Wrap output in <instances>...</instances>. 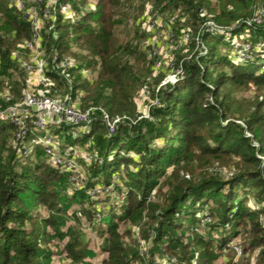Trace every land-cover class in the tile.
Returning <instances> with one entry per match:
<instances>
[{
    "label": "trees",
    "instance_id": "1",
    "mask_svg": "<svg viewBox=\"0 0 264 264\" xmlns=\"http://www.w3.org/2000/svg\"><path fill=\"white\" fill-rule=\"evenodd\" d=\"M245 1L254 5L251 0H237L241 9L247 8ZM19 2L0 0V91L13 96L11 101L0 97V109L33 89L79 101L81 110L101 106L112 116L135 114L134 94L152 77L153 61L142 48L148 29L138 24L140 16L131 14L133 6L142 10L152 2L180 14L186 21H178L177 26L190 28L196 35L208 8L220 24L236 20L230 4L217 0H50L36 4L34 8L43 5L46 12L40 16L39 58L45 86L40 81L32 83L38 73L27 68L33 60L27 44L35 32L30 16L24 13L33 6L24 10ZM64 5L69 13L63 11ZM246 12L243 16H254L255 11ZM256 32L257 55L263 59L264 29ZM208 37L202 35V39ZM214 50L184 61L185 80L162 90L153 120L133 127L120 124L113 135L102 118L94 120L87 135H74L79 126L54 130L72 153L91 143L86 149L88 158H78L86 186L75 192H70L71 172L42 159L40 146L26 153L16 141L15 127L0 122V264H53L56 257L65 255L70 260L66 264H157L156 258L166 256L167 251L176 258L172 264H186L187 258V264H209L214 251L225 254L229 241L241 239L243 227L250 231L244 241L251 250H261L260 264H264V99L245 120L251 136L236 118L229 117L220 99L230 82L264 86V71L237 66L229 56L218 58ZM55 55L68 57L73 65L58 70ZM220 63L230 73L220 71ZM34 136H39L36 130L25 142ZM230 156L238 157L244 169L228 179L217 174H203L197 180L180 177L184 171L195 177L198 169ZM116 181L125 185L120 188ZM112 185L121 195L103 198L105 206L99 207L101 200L90 189ZM251 196L255 205L250 203ZM199 213L203 218L212 215L214 224L195 228L202 221ZM212 226L228 228V232L218 238ZM51 242L57 244L55 249L49 247ZM150 242L151 253L145 256Z\"/></svg>",
    "mask_w": 264,
    "mask_h": 264
},
{
    "label": "rangeland",
    "instance_id": "2",
    "mask_svg": "<svg viewBox=\"0 0 264 264\" xmlns=\"http://www.w3.org/2000/svg\"><path fill=\"white\" fill-rule=\"evenodd\" d=\"M254 2V5L251 6L250 3H247L245 1L246 9H241L238 5L237 0L235 2H231L230 0H217L218 3H226L230 4L228 8L234 12L236 15L235 22L232 24H220L216 22V16L210 12L208 9L204 11L206 16H203L205 18V22L203 26L201 27V31L196 35V32L194 33L191 31L190 28L186 27H179L177 26V22H181L185 24L186 18H183L182 16H179L180 14L177 13H170L168 11H165L162 6H159L152 2H147L144 9H135L136 7L133 6L131 9V14L136 13V16H140L138 20V24L143 25L146 27L147 25L144 24V18L145 14L151 15L152 18H155L159 21L157 27L154 30H147L146 39L144 42V47L149 55V59L153 61V67L151 68L152 71V77L147 80L145 85L134 94V100L135 104L137 106V112L135 114H131L129 112H120L114 116L110 114V112L101 106H90L97 107V111L93 110L92 112L96 111L95 113L91 114V117L95 120L96 118H102L105 113H108L112 118H116L117 116L121 117L120 123L123 125H127L129 127H133L135 125H138L140 122L145 120H153L152 112L153 109L161 106V98L160 93L162 90L167 89L168 85H176L179 82V85L183 83L185 80L184 75V61L196 58V55L198 57L204 56L208 54L210 48H214L213 54H217L218 58L228 57L229 60L234 62L235 65H243L244 67H248L251 70H253L256 66L258 68L262 67L264 71V58L259 59L257 55V29L262 27L264 29V0H251ZM23 7L22 9H26L27 6H33L32 8H28L25 10L24 15L26 16H38L42 17L44 12L42 10V6L40 8H34V5L42 4L39 3L38 0H26L22 1ZM49 2V1H48ZM146 2V1H145ZM45 3V2H44ZM43 3V4H44ZM214 4L215 1H213ZM262 4L261 7L259 5ZM259 7V8H258ZM254 9V16H243L246 15L249 9ZM261 10V11H260ZM41 12V13H40ZM46 13V12H45ZM261 16V17H260ZM234 17V16H233ZM243 17V18H242ZM260 19L259 21L253 20V18ZM259 17V18H258ZM240 18V19H239ZM70 23V21H67ZM248 22H251L248 27H244L245 24H248ZM256 32V33H255ZM252 33V34H251ZM190 35L189 39L186 35ZM208 34L209 37L206 39H202V35ZM247 34L250 35V39L247 36ZM252 35V37H251ZM256 39V40H254ZM231 41H236L238 44L246 45L251 47V57L252 59H246L243 60L239 57V50L235 49ZM146 52V51H145ZM160 65L157 67V65ZM171 64L172 67H171ZM239 64V65H238ZM222 72L230 73L229 69L226 67V64L220 63V67L218 68ZM218 72V71H217ZM58 96H54V98L60 99L59 94ZM155 95V97H153ZM212 100V98H209ZM220 99L224 102V110L229 114L230 118H233L237 120L241 125H243L246 128V135L251 136V133L247 129L245 120L248 116V114L253 110L255 104L258 101H262L264 99V86H257L252 83L247 85H237L233 82L228 83L223 90L221 91ZM74 104H76L77 108H80L81 104L80 102L75 101ZM227 110H226V108ZM88 108V109H90ZM5 109V108H4ZM3 110V109H0ZM87 110V109H86ZM230 119V120H233ZM4 122V121H2ZM104 123V122H103ZM106 126V125H105ZM65 127V126H64ZM54 130L52 129V135L56 138L58 141L59 150H57V156L62 157L64 160H69L70 157L66 154L65 150H71L70 147H63V141L61 139V136H58L54 134ZM38 135L40 137H36V139L29 138L26 143L29 145V153H32L36 147L40 146L41 150L43 151V155L41 156L42 159L49 161L53 165H57L54 162V159L48 155L44 149V145L42 142L43 139V130L37 129L36 130ZM77 131V130H76ZM56 143V144H57ZM255 144L258 146V144L255 142ZM91 147V143H87L86 146L83 148H78V152L73 153V161H74V171L71 172L70 177V192H75L79 190L80 188H83L86 186L87 177L85 174L84 167L79 164L78 158H88V154L86 149ZM37 150V149H36ZM35 150V151H36ZM71 152H73L71 150ZM259 157H262L260 153H258ZM35 160L40 159L38 156H34ZM239 158L236 156H230L228 158H225L219 162H215L211 167L204 168V169H198L196 171L195 177L193 174L189 171H184L181 173L182 178H185L187 180H197L198 178H201L203 174H217V176H220L222 178L228 179L230 178L232 173L234 175L238 174L240 170L244 169L242 166V163H239ZM213 163V162H212ZM66 169V168H65ZM126 178V176L124 177ZM119 179V178H118ZM118 181V180H117ZM116 181V183H117ZM119 187H122L123 181H119L117 183ZM101 186H97L93 189H90V194L93 197L99 198L101 201L99 203L100 206H105V201L103 198H110V199H116L120 192H118L117 188L115 186H111L108 188V190L105 193H100L102 189H100ZM95 191V193H93ZM121 195V194H120ZM155 197V198H154ZM252 198V199H251ZM157 198L155 195H152V200L155 201ZM250 203L252 205H255L254 198L251 196ZM114 203V202H112ZM254 209H257V206L253 207ZM99 210V208H98ZM198 216L202 217L204 216L203 213H199ZM207 217H202V221L195 226V228H206L208 226H211L215 222V218L211 215V217L206 214ZM81 228V227H80ZM212 234H215L218 236V238H221L223 234L228 232V228L224 227H218V226H212ZM204 234L210 236V231H207V229H204ZM192 233V232H191ZM250 235L249 227H243L241 239H239L236 242L229 241L228 248L225 250L227 253H220V251H214V259L209 264H230V261H239V264H247L248 262H251V264H260L262 262V253L260 249L257 250H251L247 243L244 241L247 236ZM141 237V235H140ZM82 240H85V235L81 236ZM140 239V238H138ZM137 239V240H138ZM142 241V239H140ZM189 245H187L188 247ZM244 246L246 248V253H244ZM49 247L56 248L57 244L54 242L49 243ZM211 252L214 250L212 246L208 247ZM144 249V248H143ZM146 249H148V246H146ZM152 250V242H150V247L146 251L145 256L148 254L150 255ZM194 252H198L196 249H193ZM220 250L224 251L220 247ZM224 251V252H225ZM143 252V251H142ZM145 252V249H144ZM166 256H158L156 258L157 264H172L176 261L175 257L170 256V252H166ZM169 253V254H168ZM244 254H246L244 256ZM198 253H196L195 258L198 257ZM244 256V257H243ZM243 257V259H242ZM70 262L69 256H60L56 257L53 264H66ZM197 262L199 263L197 258ZM188 263V258L186 259V264ZM99 264V263H98Z\"/></svg>",
    "mask_w": 264,
    "mask_h": 264
},
{
    "label": "built area",
    "instance_id": "3",
    "mask_svg": "<svg viewBox=\"0 0 264 264\" xmlns=\"http://www.w3.org/2000/svg\"><path fill=\"white\" fill-rule=\"evenodd\" d=\"M39 3L48 2L50 0H38ZM19 6L22 8V2H19ZM43 9V8H42ZM64 12H68V7H62ZM50 7H47L46 11H49ZM264 10V8L262 9ZM261 11V10H260ZM261 17V16H260ZM259 18V17H258ZM30 20L33 26V30L35 32L34 39L27 44V47L32 51L33 60L32 64L27 66L28 70H35L38 75H33L31 79L32 83L34 81L41 82L45 86L47 84L44 81V64L39 60L41 56V40L42 36L40 33V26L43 22L41 17L38 16H30ZM255 21H259L260 19L253 18ZM159 21L155 18H152L151 15L145 14L144 24L147 25L148 31L154 30ZM251 22H248V25ZM189 39L190 35H186ZM232 46L235 49L239 50V57L243 60L252 59L251 57V47L246 45L238 44L236 41H231ZM54 61L56 62L57 69L67 68L73 65L71 59L61 58L57 55L54 56ZM173 64H171L172 67ZM160 65L158 64L157 67ZM0 97L5 98L7 101H11L13 99L12 94L9 91H0ZM79 102V101H77ZM97 107H92L87 110H81L77 108L74 102H71L69 99H57L54 96L43 95L39 93H35V91L29 90L24 93V96L17 102L8 106L7 108L0 110V122H9L15 127V138L18 141L26 153H29V147L25 142V138L28 137L31 132L41 129L43 130V147L48 155H50L54 162L58 166H62L67 170L74 171V161H73V153L70 150H65L69 160H64L62 157L57 156V150H59L58 141L52 135V129L62 128L63 126H79V132L75 131L74 135H87L92 129V125L94 119L91 117V114L95 113ZM93 110H96L92 112ZM97 119V118H96ZM95 119V120H96ZM121 117L117 116L116 118H112L108 113H105L102 117V121L106 125L107 131L110 135L117 133L120 123ZM74 133V132H72ZM34 136L32 139H36ZM57 143V144H56ZM108 188H100L102 189L100 193H105ZM95 193V191H93Z\"/></svg>",
    "mask_w": 264,
    "mask_h": 264
}]
</instances>
